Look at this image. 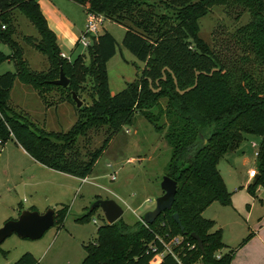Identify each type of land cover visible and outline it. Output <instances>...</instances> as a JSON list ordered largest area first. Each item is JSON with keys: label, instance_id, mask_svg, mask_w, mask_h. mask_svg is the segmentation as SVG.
Here are the masks:
<instances>
[{"label": "trees", "instance_id": "1", "mask_svg": "<svg viewBox=\"0 0 264 264\" xmlns=\"http://www.w3.org/2000/svg\"><path fill=\"white\" fill-rule=\"evenodd\" d=\"M70 1L86 13L102 14L123 26L122 46L143 65L134 80L111 93L107 62L116 53L117 41L109 31L92 36L84 53L73 56L72 51L67 59L61 56L55 33L37 0H0V43L8 48L7 52L0 49V63L13 65V70L0 73V145L13 138L45 167L84 179L117 133L132 125L136 115H142L170 147L164 175L177 184L172 207L146 225L138 220L129 225L122 218L108 224L102 217L95 236L83 243L86 255L82 264H177L170 254L158 257L163 250L158 237L169 240L176 235L196 244L192 250L183 245L173 247L185 264H230L254 231L235 247L227 246L221 239L222 229L202 212L215 201L231 204L232 193L217 165L224 153L239 145L244 134L260 137L255 152L259 177L247 188L252 192L257 184L264 187V0H160L164 9L151 0ZM214 5H235L249 13V21L238 29L235 39L248 43L262 67L259 81L249 72L235 76L198 37V20ZM171 9L172 13L166 12ZM17 14L25 16L37 37L19 31ZM19 38L46 58L47 68H30ZM60 68L69 79L67 87L50 82L58 78ZM16 80L31 86L41 99L51 88H60L67 94L61 101L75 104V93L82 105H75L72 127L47 131L28 112L12 104L10 91ZM162 98L166 99L164 106ZM154 108L156 115L151 111ZM98 134L102 140L92 146ZM66 210L64 206L59 215L54 214L55 223L61 222ZM93 212L78 220H89ZM174 213L182 230L172 218ZM191 233L201 238L203 251ZM223 248L227 250L223 252ZM11 264L42 263L31 252H24Z\"/></svg>", "mask_w": 264, "mask_h": 264}, {"label": "rangeland", "instance_id": "2", "mask_svg": "<svg viewBox=\"0 0 264 264\" xmlns=\"http://www.w3.org/2000/svg\"><path fill=\"white\" fill-rule=\"evenodd\" d=\"M151 1L164 9L160 0ZM69 4L80 12L78 6ZM166 12L172 13L173 9ZM249 19V13L241 7L214 5L198 20L197 35L235 76L249 72L259 81L263 75L262 67L248 43L235 39L238 29ZM18 22V28L24 34L34 30L21 14ZM104 24L117 41L116 53L107 62L110 91L116 93L126 82L135 79L143 64L122 46L123 26L107 19ZM4 46L0 43L1 50ZM73 48H62V51L70 56ZM84 52L85 49L79 45L73 56ZM6 70H13L12 63L0 64V72ZM66 95L60 88H51L41 99L44 105H48L46 108L36 106L31 94L19 100L23 98L25 110L45 130L67 131L74 124L76 114L74 103H59ZM160 104L164 106L166 99H160ZM151 111L153 115L157 114L156 108ZM101 140V134L94 136L92 146L100 144ZM258 143L257 135L244 134L235 149L221 156L217 166L226 188L232 193L231 204L222 205L215 201L202 212L204 217L215 221L216 228L222 229L221 239L227 246L237 245L244 238L240 237L243 231V235H247V223L262 210L261 199L264 204V187L261 184H257L252 192L247 188L249 169H256ZM15 144L10 138L0 145V226L16 216L19 205L23 209L34 206L40 213L52 208L55 216L59 215L62 207L67 206V210L61 222H54L40 239H24L16 234L7 237L0 244V264H11L31 250L43 257L42 264H82L86 255L83 243L95 236L104 216L101 209L95 208L89 220L79 221L78 218L91 211L90 206L96 196L115 200L123 209L121 218L126 224L133 225L137 220L142 222L144 213L154 208L156 198L162 194L160 183L170 157V147L162 133L142 115H136L132 125L117 133L85 181L58 172L52 179L53 184H32L27 180L31 160L20 154ZM24 182L30 183L29 186ZM226 250L222 249L223 252Z\"/></svg>", "mask_w": 264, "mask_h": 264}, {"label": "crops", "instance_id": "3", "mask_svg": "<svg viewBox=\"0 0 264 264\" xmlns=\"http://www.w3.org/2000/svg\"><path fill=\"white\" fill-rule=\"evenodd\" d=\"M37 2L39 3L40 9L46 18L49 28L55 33L61 53H64L62 51V48L64 50H68L69 47L71 46H74L72 51L75 52L77 38L80 35V33L84 30V26L86 22V12L84 8L81 5L74 3L70 0H37ZM69 3L78 6V8H80V12L77 11L76 9H73V7H71ZM19 15L20 14H17V25L20 24L18 22ZM27 24L32 29L31 27L32 25H29V23ZM104 29L109 31L105 26V24H104ZM34 30L32 29L31 33H26L25 35H32L34 37H37L38 36L37 32L36 30L35 31ZM19 31L22 34H24L20 29ZM21 46L23 48V56L27 60L31 69L42 70L47 68L48 66L47 60L41 53L36 51L34 48L24 44L23 42H21ZM6 49H7L6 46L2 47V50L4 52L8 51ZM72 51L70 52V55ZM29 94L32 95L31 96L32 99L35 98L36 106L40 108H42V105L45 108L48 106L43 104L41 97L37 94V92L34 89H32L31 86L21 83L19 80H16L13 84V87L11 88L10 91L11 103L25 110V106H24L25 103L23 102V98L28 96ZM21 97L23 98L19 100ZM59 103H68V102L61 101ZM56 106L57 105H55V107ZM25 111L28 112L27 110ZM15 146H16L15 147L16 150H18L20 154L26 156V158H29V160H31L29 163L31 164V167L28 170L29 173L27 174V180L29 182H31L32 184H40L46 186L54 183V180L52 179L55 178V174L58 173L57 171L51 170L45 167L44 165L40 164L36 160H34L21 146L17 144H15ZM60 174H65V173H60ZM255 177L256 175L252 178H247V181L251 182ZM24 184L25 185L27 184L29 186L30 183L24 182ZM260 206L262 207L261 212H259L257 216L255 217L253 216V218H250V222L247 223V229H245L247 234L250 231H254V235L245 244H243L240 248L237 249L233 258L231 259L230 264H264V204L262 202V199ZM23 208L24 207L19 205L18 212L15 217L18 216L20 210ZM29 209L36 210L34 206H32ZM244 233L245 231H243V234ZM243 234H241L240 237H245V235ZM238 244L239 243H237V245ZM235 246L232 245L231 247H235ZM31 251H32L31 253L40 262H42L43 257L38 256L35 251L33 250Z\"/></svg>", "mask_w": 264, "mask_h": 264}, {"label": "water", "instance_id": "4", "mask_svg": "<svg viewBox=\"0 0 264 264\" xmlns=\"http://www.w3.org/2000/svg\"><path fill=\"white\" fill-rule=\"evenodd\" d=\"M59 64H61L60 61ZM50 82L55 85L67 87L69 79L64 75L60 68L58 78ZM72 99L75 102L76 107L82 105V101L75 93H72ZM258 177L259 175L257 174L251 183L255 184ZM160 186L162 194L156 198L154 208L146 211L143 215V222L146 224L153 223L163 211L170 210L174 202L177 191L176 181L167 175H163ZM94 208L101 209L105 221L108 224L117 221L123 214L122 207L115 200L109 198L96 199L91 204L90 210H93ZM54 214L55 211L52 208L47 209L43 213H40L37 210L22 209L17 217L6 220L0 226V244L12 234H16L18 237L24 239H40L44 233L54 225ZM172 218L182 230L183 227L181 226L178 215L174 213L172 214ZM190 236L196 240L198 248L203 251L201 238L196 233H191Z\"/></svg>", "mask_w": 264, "mask_h": 264}, {"label": "built area", "instance_id": "5", "mask_svg": "<svg viewBox=\"0 0 264 264\" xmlns=\"http://www.w3.org/2000/svg\"><path fill=\"white\" fill-rule=\"evenodd\" d=\"M106 19L102 14L96 13H86V22L84 26V30L80 33L77 38L76 43L83 48H87L91 44V37L97 36L101 33V30L104 28V23ZM4 28V26H2ZM62 57L70 59L69 56L61 53ZM256 175L255 168L249 169L248 178H252ZM87 178L81 179L85 181ZM93 222L96 223V219H93ZM144 223V222H143ZM146 225V223H144ZM158 240L163 246V250L158 253L159 258H163L165 255L170 254L176 261L177 264H185L181 258L178 256L177 252L173 250L174 246L183 245L182 247L187 248L188 250H192L196 247L195 243H191L190 241H184L183 236L176 235L171 237L169 240H166L163 237H158ZM152 247V245H150ZM152 250H155L152 248ZM220 254H216V257H219ZM191 264H200L198 261L192 262Z\"/></svg>", "mask_w": 264, "mask_h": 264}]
</instances>
